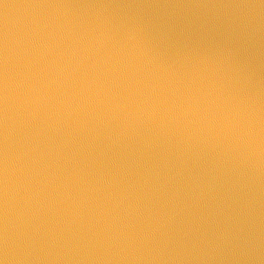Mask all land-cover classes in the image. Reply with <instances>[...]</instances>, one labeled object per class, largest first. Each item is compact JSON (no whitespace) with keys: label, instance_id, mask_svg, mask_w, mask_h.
<instances>
[{"label":"water","instance_id":"1","mask_svg":"<svg viewBox=\"0 0 264 264\" xmlns=\"http://www.w3.org/2000/svg\"><path fill=\"white\" fill-rule=\"evenodd\" d=\"M0 264H264V0H0Z\"/></svg>","mask_w":264,"mask_h":264}]
</instances>
